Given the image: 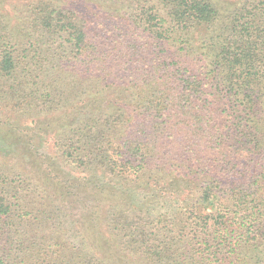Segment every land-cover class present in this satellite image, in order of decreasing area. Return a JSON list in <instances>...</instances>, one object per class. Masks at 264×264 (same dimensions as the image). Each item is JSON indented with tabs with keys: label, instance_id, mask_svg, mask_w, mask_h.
Listing matches in <instances>:
<instances>
[{
	"label": "trees",
	"instance_id": "trees-1",
	"mask_svg": "<svg viewBox=\"0 0 264 264\" xmlns=\"http://www.w3.org/2000/svg\"><path fill=\"white\" fill-rule=\"evenodd\" d=\"M0 108V264H264V0H0Z\"/></svg>",
	"mask_w": 264,
	"mask_h": 264
},
{
	"label": "rangeland",
	"instance_id": "rangeland-1",
	"mask_svg": "<svg viewBox=\"0 0 264 264\" xmlns=\"http://www.w3.org/2000/svg\"><path fill=\"white\" fill-rule=\"evenodd\" d=\"M17 19V18H16ZM0 111H5L2 108H0ZM21 126L20 128L23 129V126H28V127H34V124L31 123H25V122H20ZM34 133H38L37 130H32ZM28 142L27 146L30 147L32 146ZM35 146H36V152L41 155V156H49L48 158L50 160H54L53 162L56 164L57 170H59V167L61 171L66 172L68 174V177L72 175H76V172L73 171L70 166L67 164H61L59 161H57L56 157L52 154L51 148H52V142L49 138V136L46 134V132H43L36 140H35ZM1 145V142H0ZM59 164V165H58ZM89 176V175H88ZM92 177V176H91ZM95 178V177H94ZM98 179V178H95ZM74 187H70V191L74 190ZM132 193V198H133V203L134 205H139L140 202H143L149 195V189L148 188H132L131 190ZM83 196H85L84 193H80L78 197H70L71 201L67 203L68 208H66V219L67 222L66 228H68V235L72 234V237L69 238L70 240H78V234L76 233L77 228H79V220L81 214L84 212L85 208L83 205L84 204H90L91 202L89 200L83 199Z\"/></svg>",
	"mask_w": 264,
	"mask_h": 264
}]
</instances>
